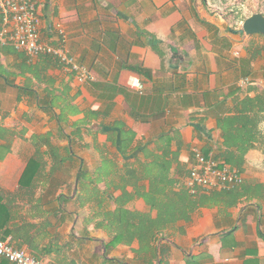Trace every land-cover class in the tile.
Wrapping results in <instances>:
<instances>
[{
	"label": "crops",
	"instance_id": "obj_1",
	"mask_svg": "<svg viewBox=\"0 0 264 264\" xmlns=\"http://www.w3.org/2000/svg\"><path fill=\"white\" fill-rule=\"evenodd\" d=\"M212 3L37 0L43 40L59 45L62 25L69 53L95 75L87 83L52 56L0 43V191L12 196L4 230L16 247L48 264H264V42L227 29ZM194 148L238 168L243 184L199 192L218 197L161 238L115 242L114 212L159 216L142 196L150 180L129 167L169 149L185 188ZM31 161L48 166L24 174Z\"/></svg>",
	"mask_w": 264,
	"mask_h": 264
},
{
	"label": "built area",
	"instance_id": "obj_2",
	"mask_svg": "<svg viewBox=\"0 0 264 264\" xmlns=\"http://www.w3.org/2000/svg\"><path fill=\"white\" fill-rule=\"evenodd\" d=\"M0 12L4 23L0 31V43L11 44L16 50L26 53L30 59L43 55L52 56L69 68L80 83L95 80L92 70L69 53L66 45L68 35L62 25L57 26L59 45L43 40L37 0H0ZM243 82L249 83L251 78L246 77ZM131 86L140 93L144 92V84L139 80L131 82ZM193 154L195 164L184 180L185 188L190 194L213 190L229 191L243 184L244 178L238 168L206 155L199 148H194ZM0 257L13 264H48L28 250L16 247L11 237L0 238Z\"/></svg>",
	"mask_w": 264,
	"mask_h": 264
},
{
	"label": "trees",
	"instance_id": "obj_3",
	"mask_svg": "<svg viewBox=\"0 0 264 264\" xmlns=\"http://www.w3.org/2000/svg\"><path fill=\"white\" fill-rule=\"evenodd\" d=\"M140 71L144 72L145 70ZM126 137L127 135L125 134L124 138V133H122L119 139L120 142L119 144H117L118 149L122 150L123 152H125L124 143L126 141H130V138ZM111 140L116 143L115 138L111 137ZM146 158L147 161L142 163L140 168H130L128 166V175H137L138 177V175L140 174L139 178H141L142 180H150V191L141 194L146 199V201L152 205V207L159 209V216L157 219H147L146 223H143V221H141L140 224L137 219L140 220L141 217H139L140 215H138L136 212L125 211L124 213H122V210L114 212V220L107 222L106 229L110 232L115 242L122 240L124 241L135 236H146L153 240L161 238L165 235V229L171 222L180 219L188 220L191 216V213L197 206L206 205L208 202L210 204L212 199L218 197V193L213 192L212 197H210L209 195H199V197H197L196 199L195 196L197 195L190 194L189 191L184 188L177 179L172 178L169 173L170 166L172 165L169 149H166L162 156L146 153ZM227 165L230 167L233 166L232 164ZM47 166L48 165L41 162L38 163L31 161L28 163L24 174L30 172L40 173L41 171H45ZM60 166L61 165L59 164H53L51 165L50 171L55 172L59 170ZM103 170L112 172L110 163L108 161L103 164ZM138 181L139 179H137V181L135 182L137 189L141 187V185L138 184ZM90 183L93 184L95 188L97 187L94 179H90ZM175 186L179 187L180 190H176ZM229 191L224 192L229 193ZM11 197L12 196L8 197L4 193H2V191H0V238L8 237V232L7 230H4V227L11 222V219L15 214L14 206L11 204ZM122 220L124 222H121ZM134 220H136L138 223ZM3 259L4 260L0 261V264L11 263L7 259Z\"/></svg>",
	"mask_w": 264,
	"mask_h": 264
},
{
	"label": "rangeland",
	"instance_id": "obj_4",
	"mask_svg": "<svg viewBox=\"0 0 264 264\" xmlns=\"http://www.w3.org/2000/svg\"><path fill=\"white\" fill-rule=\"evenodd\" d=\"M210 7L214 9L212 14H214L215 17L221 16L225 19L227 29L229 27L233 33H236V31L242 27L245 20L244 18H247L256 12L264 14V0H213ZM255 37L264 42L263 35L258 34ZM92 153H94V151ZM92 153L89 152L88 159L89 161L94 162V156ZM88 166L91 168L94 164Z\"/></svg>",
	"mask_w": 264,
	"mask_h": 264
},
{
	"label": "water",
	"instance_id": "obj_5",
	"mask_svg": "<svg viewBox=\"0 0 264 264\" xmlns=\"http://www.w3.org/2000/svg\"><path fill=\"white\" fill-rule=\"evenodd\" d=\"M237 31L248 36L254 34H261L264 36V14L261 12L251 14L244 20L242 27Z\"/></svg>",
	"mask_w": 264,
	"mask_h": 264
}]
</instances>
